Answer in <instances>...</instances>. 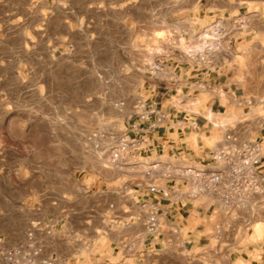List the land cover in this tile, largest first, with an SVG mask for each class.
Masks as SVG:
<instances>
[{
	"label": "rangeland",
	"instance_id": "374dc122",
	"mask_svg": "<svg viewBox=\"0 0 264 264\" xmlns=\"http://www.w3.org/2000/svg\"><path fill=\"white\" fill-rule=\"evenodd\" d=\"M200 7L248 17L254 30L236 44L229 76L264 97V0H0V264H34L18 251L48 239L37 222L77 206L132 204L126 181L139 183L140 168L118 171L108 154L155 62L210 25L185 34V8ZM229 110L233 119L217 120L264 115V107ZM263 244L264 220L242 245L263 254Z\"/></svg>",
	"mask_w": 264,
	"mask_h": 264
},
{
	"label": "crops",
	"instance_id": "0c3cea01",
	"mask_svg": "<svg viewBox=\"0 0 264 264\" xmlns=\"http://www.w3.org/2000/svg\"><path fill=\"white\" fill-rule=\"evenodd\" d=\"M226 12L223 8H185V14H188V21L191 22L185 33L198 32L215 19L226 18ZM258 17L261 22L263 15L259 13ZM251 33L244 39L247 40ZM159 58L173 71L175 81L179 83L169 85L171 92L155 90L152 86L153 77L147 76L138 100L146 102L148 108L161 109L167 119L162 127L154 131L147 130L148 122L142 124L149 141L140 155L150 160H176V157H183L191 164L208 163L211 150L221 135L206 119L217 118L224 113L227 118L233 119L235 114L229 109L235 106L244 113L246 109L250 112L252 108L264 107V97L248 94L244 83L234 81L229 76L230 68L211 74L210 81L215 87V93L203 92L198 85L204 80V75L182 63L175 51H171L169 57ZM176 88L182 95H190V104L181 107L176 105ZM182 109L193 112L187 121ZM248 122L240 126L244 130L242 137L264 141V115ZM134 123H139L135 112L126 123L125 133L131 137H144V132L140 134L130 128ZM192 123H197V127H191ZM257 125L260 126L255 128ZM193 134L197 135L194 143L191 141ZM130 188L123 197L131 205L121 206L118 204L120 202L115 201L103 207L99 203L87 208L77 206L68 209L64 216L37 222L36 226H41L38 231H46L48 239L28 243L27 247L31 250L35 245L31 253L26 252L27 247H20L18 255L23 259L28 254L34 264L260 263V252L256 249L250 251V248L243 247L230 255L213 252L214 243L203 236L210 227V212L206 205L176 207V204L161 200L157 192L136 189L133 185ZM114 194L117 197L120 195L117 190ZM86 213L93 215L90 222L84 220ZM154 213L163 226L159 237L146 232V223Z\"/></svg>",
	"mask_w": 264,
	"mask_h": 264
},
{
	"label": "built area",
	"instance_id": "2783aa9c",
	"mask_svg": "<svg viewBox=\"0 0 264 264\" xmlns=\"http://www.w3.org/2000/svg\"><path fill=\"white\" fill-rule=\"evenodd\" d=\"M247 18H217L194 35L186 50L172 48L182 63L204 75V80L198 85L203 92L215 93L210 81L211 74L229 68V63L236 57V42L254 30ZM158 61L153 66L152 86L155 90L171 92L169 85H175L178 81H175L173 71ZM189 98L190 95H182L176 88V105L181 107L190 104ZM134 109L139 123L132 124L130 128L137 133H145L142 127L144 123H149L148 131H154L166 122L167 117L161 109L148 108L141 99ZM181 112L186 116V121L193 114L186 109ZM223 115L226 119V114ZM219 118L206 119L213 129L220 132L221 139L214 144L209 162H203L201 167L189 164L183 157H176V160L144 158L140 152L148 146L146 133L142 138L124 133L108 155L109 163L118 171L128 168L135 172L134 168H140L139 183L128 180L127 185L157 192L161 200L176 204V207L206 205L210 212V227L203 236L214 243V253L230 255L243 248L242 244L249 238L254 225L264 220V141L242 137L244 130L240 126L245 120L221 123L217 120ZM192 124L191 127H197V123ZM133 160L136 166L127 167L133 164ZM146 232L161 236L163 226L156 213L148 219ZM262 249L260 257L264 255V244Z\"/></svg>",
	"mask_w": 264,
	"mask_h": 264
},
{
	"label": "bare ground",
	"instance_id": "6f19581e",
	"mask_svg": "<svg viewBox=\"0 0 264 264\" xmlns=\"http://www.w3.org/2000/svg\"><path fill=\"white\" fill-rule=\"evenodd\" d=\"M260 231V230H259Z\"/></svg>",
	"mask_w": 264,
	"mask_h": 264
}]
</instances>
